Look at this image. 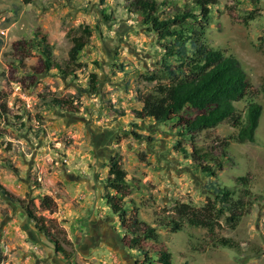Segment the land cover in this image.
I'll return each mask as SVG.
<instances>
[{
  "label": "rangeland",
  "instance_id": "rangeland-1",
  "mask_svg": "<svg viewBox=\"0 0 264 264\" xmlns=\"http://www.w3.org/2000/svg\"><path fill=\"white\" fill-rule=\"evenodd\" d=\"M156 1V12L144 17L136 0H0V184L22 204L0 195V264H69L21 206L49 223L74 264H142L124 246L119 218L104 199L115 194L105 187L112 159L127 173L129 214L158 228L159 242L148 247L166 249L173 264H264V0H218L202 31V44L235 56L260 92L257 139L245 145L231 141L237 129L230 125L181 134L197 114L192 109L163 123L136 115L139 95L167 83L158 79L165 42L153 20L191 5ZM79 28L92 34L79 58L82 70L69 79L46 72L37 41L44 36L55 60L67 64ZM92 74L97 91L90 93ZM72 97L77 111L52 104ZM235 106L244 112L247 101ZM194 152L207 156L204 166L221 163L216 178L201 173ZM247 175L259 200L236 229L223 220L213 234L187 222L175 234L158 227L177 203L200 208L213 198L212 183L239 190L237 179ZM45 196L55 200V213L41 207ZM217 237L238 247L211 248Z\"/></svg>",
  "mask_w": 264,
  "mask_h": 264
},
{
  "label": "trees",
  "instance_id": "trees-1",
  "mask_svg": "<svg viewBox=\"0 0 264 264\" xmlns=\"http://www.w3.org/2000/svg\"><path fill=\"white\" fill-rule=\"evenodd\" d=\"M33 1L23 0L27 5ZM186 1L191 5H185L175 16L164 20H153L152 30L165 42L163 70L158 79L167 83L161 85L155 93L139 95L138 99L143 107L136 112V115L139 119L149 118L163 123L176 121L186 109H192L197 114L187 122L181 134L192 136L221 125H230L237 129L231 141L239 145L254 144L262 117V107L255 101L260 92L254 89L248 73L235 56L225 55L202 44L204 25H207L211 9L218 4V0ZM136 4L144 17L153 14L159 7L156 0H136ZM78 30L81 34L72 39L67 64L55 60L53 49L44 36L37 41L34 47L45 59L46 72L55 69L63 78L69 79L82 70L83 65L79 62V58L90 43L92 34L86 29ZM171 58L178 63L176 68L169 63ZM96 79L97 75L92 74L91 90L87 92L97 91ZM158 79L152 77L154 81ZM75 99V97L54 99L52 104L55 107L77 111L74 108ZM245 100L247 106L245 111L241 112L235 104ZM2 111L3 109L0 108V117L3 115ZM227 146L228 142L221 147ZM189 156L198 164L202 174L209 178L217 177L216 168H220L221 163L211 159L216 165L204 166L203 164L209 161L207 156H200L196 152ZM236 183L240 187L239 190L212 183L210 189L213 198H210L204 206L196 208L190 204L177 203L173 211L175 217L161 219L158 221V227L166 228L175 234L183 231L184 223L187 222L189 227L205 229L213 234L223 220L231 229H236L259 200L250 191L249 175L238 178ZM105 187L115 192L114 195L107 193L104 199L112 213L119 218L124 233V246L141 256L142 264H173L171 254L166 249L154 250L146 245L159 242L158 228L147 225L140 220L138 214H129L128 206L124 201L125 192L129 188L127 173L114 159L109 165ZM0 195L12 205H22L20 199L8 193L1 184ZM41 207L50 214L56 212V202L50 196L42 198ZM21 208L35 224L36 229L55 246L56 252L62 253L69 264H74L71 255L54 236L49 223L44 218L37 217L28 207L21 206ZM210 247L235 250L238 244L230 238L217 237L212 238ZM150 251L153 255H150Z\"/></svg>",
  "mask_w": 264,
  "mask_h": 264
}]
</instances>
